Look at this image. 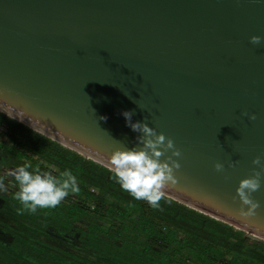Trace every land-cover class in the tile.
Masks as SVG:
<instances>
[{
  "label": "water",
  "instance_id": "water-1",
  "mask_svg": "<svg viewBox=\"0 0 264 264\" xmlns=\"http://www.w3.org/2000/svg\"><path fill=\"white\" fill-rule=\"evenodd\" d=\"M252 36L264 38V0H0V111L108 167L142 147L130 111L181 152L166 195L264 238V174L255 215L236 192L264 161Z\"/></svg>",
  "mask_w": 264,
  "mask_h": 264
},
{
  "label": "trees",
  "instance_id": "trees-1",
  "mask_svg": "<svg viewBox=\"0 0 264 264\" xmlns=\"http://www.w3.org/2000/svg\"><path fill=\"white\" fill-rule=\"evenodd\" d=\"M31 162L71 169L80 191L20 214L11 178L0 190V264H264V238L168 195L134 200L108 166L0 111V176Z\"/></svg>",
  "mask_w": 264,
  "mask_h": 264
},
{
  "label": "clouds",
  "instance_id": "clouds-1",
  "mask_svg": "<svg viewBox=\"0 0 264 264\" xmlns=\"http://www.w3.org/2000/svg\"><path fill=\"white\" fill-rule=\"evenodd\" d=\"M262 39L264 38L260 36H252L251 43L260 44ZM122 115L126 125L140 134L137 143L142 147L115 150L107 158L108 171L121 190L134 200L144 201L151 208L159 209L162 200L171 203L165 190L178 183L175 172L181 165L173 157H180L181 152L175 148L171 138H166L163 133L158 134L147 123L133 122L132 112L124 111ZM255 118V115L249 117L251 120ZM168 152H171V155L161 160L160 158ZM252 163L260 170L254 169L253 175L242 179L236 189L242 205L241 216H253L260 207L259 202L252 198V194L261 187L264 161L258 156ZM215 169L222 172L224 165L217 162ZM9 178L14 181L17 188L13 198L21 205L19 209L21 215L25 212L36 214L38 210L54 209L70 194L80 191L78 177L71 169L54 172L42 170L39 166H33L31 162H25L0 176V190H5V181ZM244 206H247V210Z\"/></svg>",
  "mask_w": 264,
  "mask_h": 264
}]
</instances>
